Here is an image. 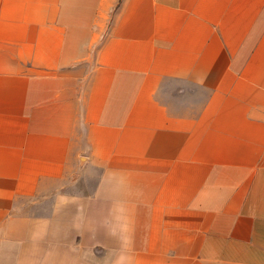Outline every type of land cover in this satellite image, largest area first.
I'll use <instances>...</instances> for the list:
<instances>
[{"label": "crops", "instance_id": "crops-1", "mask_svg": "<svg viewBox=\"0 0 264 264\" xmlns=\"http://www.w3.org/2000/svg\"><path fill=\"white\" fill-rule=\"evenodd\" d=\"M0 264H264V0H0Z\"/></svg>", "mask_w": 264, "mask_h": 264}]
</instances>
